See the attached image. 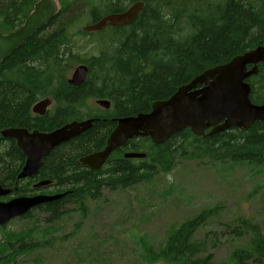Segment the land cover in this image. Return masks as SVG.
I'll use <instances>...</instances> for the list:
<instances>
[{
	"label": "trees",
	"instance_id": "16d2710c",
	"mask_svg": "<svg viewBox=\"0 0 264 264\" xmlns=\"http://www.w3.org/2000/svg\"><path fill=\"white\" fill-rule=\"evenodd\" d=\"M38 1L0 0V32L19 28ZM138 1L144 7L131 25L105 27L92 33L76 29L78 20L85 16L90 18L85 25L96 23ZM57 2L55 17L0 63V130L30 120L38 123V131L49 132L72 121L96 120L90 130L52 150L35 176L38 181H50L42 189L47 194L64 196L22 218L39 211L45 215V223H56L70 209L67 205L83 213L85 202L97 201L104 190L148 182L159 173H168L177 158L240 164L259 162L264 157V122H255L247 130L231 128L203 137L187 128L161 145L153 144L149 138H133L98 170L91 171L77 163L79 157L105 143L112 129L110 117L148 113L153 102L168 99L205 70L264 46V0ZM77 5L86 7L84 14L76 13ZM80 64L87 66L86 80L79 86H70L68 79ZM246 82L250 85L251 103H264V61ZM43 99L51 101L52 109L45 117L30 119L31 106ZM98 99L109 101L110 109L104 111L91 103ZM2 141L0 138V183L8 184V189L15 185V193L23 195L22 188L30 183L17 180L18 153ZM124 151L143 153L145 158L124 159ZM214 212L204 211L181 223L159 250H147L150 262L213 264L206 242L195 235ZM235 223L230 233L235 238H249L247 248L232 252L231 262L264 264L263 229L245 218ZM0 229V264H13L18 257L54 247L51 239L32 242L22 234Z\"/></svg>",
	"mask_w": 264,
	"mask_h": 264
},
{
	"label": "rangeland",
	"instance_id": "374dc122",
	"mask_svg": "<svg viewBox=\"0 0 264 264\" xmlns=\"http://www.w3.org/2000/svg\"><path fill=\"white\" fill-rule=\"evenodd\" d=\"M83 6H75L76 13L84 14ZM89 21L88 16L78 20L76 29ZM67 206L70 209L56 223H45V215L34 211L2 226L32 242L54 243L53 248L18 257L13 264H168L151 263L147 250H159L181 223L212 210L195 238L206 242L213 264H233L232 252L247 248L249 238L230 233L235 221L249 219L264 231V157L240 164L177 158L168 173L148 182L104 190L97 201L85 202L83 213Z\"/></svg>",
	"mask_w": 264,
	"mask_h": 264
},
{
	"label": "water",
	"instance_id": "95a60500",
	"mask_svg": "<svg viewBox=\"0 0 264 264\" xmlns=\"http://www.w3.org/2000/svg\"><path fill=\"white\" fill-rule=\"evenodd\" d=\"M144 3L138 1L121 13L109 14L96 23L84 25V33L100 31L105 27L131 25L143 10ZM55 0H40L28 15L22 26L6 35L0 32V63L17 50L24 42L44 28L57 14ZM264 61V46L232 58L229 62L205 70L188 84L177 89L166 100L155 101L148 113H139L115 119L116 126L108 136L105 147L98 152L85 155L79 161L92 170H98L109 156L133 138H149L153 144L161 145L172 135L190 129L198 137L239 128L243 130L255 122H264V103L255 105L249 99L250 85L246 80L257 73V65ZM251 66V69L248 67ZM88 73L87 66L75 67L68 79L70 86L84 83ZM49 99L35 103L31 112L44 116L50 106ZM94 104L109 109L110 102L96 100ZM93 124V119L72 121L50 132L25 129H9L2 132L4 137L16 141L17 147L25 157L24 165L17 180L32 178L38 174L42 160L59 145L79 136ZM210 129L208 133L206 130ZM124 159H142L143 153L126 152ZM50 181H39L33 188L48 185ZM14 189L0 187V196L10 194ZM64 194L20 196L0 203V227L9 221L22 218L32 209L61 199Z\"/></svg>",
	"mask_w": 264,
	"mask_h": 264
},
{
	"label": "flooded vegetation",
	"instance_id": "af4514ba",
	"mask_svg": "<svg viewBox=\"0 0 264 264\" xmlns=\"http://www.w3.org/2000/svg\"><path fill=\"white\" fill-rule=\"evenodd\" d=\"M2 33V32H1ZM10 33V32H9ZM3 35H6V34H8V33H2ZM94 104V103H93ZM110 107H111V105H110ZM110 107H109V109H110ZM102 109V108H101ZM109 109H107V110H105V109H103L104 111H108ZM48 108H47V111H46V114L44 115V116H38L37 114H34L33 112H31L32 114V116L30 117V119H32V120H35V118H37V116L38 117H45V116H47V114H48ZM93 119V118H92ZM115 119H118V118H112V117H110L109 118V121H110V123L112 124V129H111V131H110V133L112 132V130L114 129V127L116 126V123H117V121L115 120ZM95 120L96 119H93V123L95 122ZM37 124L38 123H31V121L29 120V122L28 123H23V124H19V125H17V126H9V127H5V128H3V129H1L0 130V138H1V140H3L2 142L3 143H8L10 146H12L16 151H17V153H18V160H19V162H18V164H19V166H20V171H21V169H22V167H23V165H24V162H25V157H24V155H23V153L21 152V150L17 147V143H16V141L14 140V139H12V138H8V137H4L3 135H2V132H4V131H6V130H9V129H25L28 133H32L33 131H38V128H37ZM67 124V123H66ZM65 125V124H64ZM93 125V124H92ZM63 126V125H62ZM61 127V126H60ZM57 128H59V127H57ZM92 128V126L88 129V130H90ZM88 130H86V131H88ZM85 131V132H86ZM210 131V129H208V130H206L205 131V133H208ZM40 132V131H39ZM50 132V131H49ZM85 132H83V133H85ZM110 133H109V135H110ZM81 135V134H80ZM79 135V136H80ZM108 135V136H109ZM206 136V135H205ZM78 137V136H77ZM140 138V137H139ZM74 139V138H73ZM72 140V139H71ZM106 140H107V138H106ZM106 140H105V143L101 146H99L98 147V150H96V149H94L93 151H91L90 153H88V154H91V153H94V152H98V151H101L104 147H105V145H106ZM131 140V139H130ZM70 141V140H69ZM68 141V142H69ZM129 140H127L126 141V143L128 142ZM65 143H67V142H65ZM65 143H63V144H65ZM126 143L122 146V147H120V148H118L117 150H119V151H122L125 147V145H126ZM63 144H61V145H63ZM61 145H59V146H61ZM58 146V147H59ZM57 148V147H56ZM55 149V148H54ZM53 149V150H54ZM126 151H124V153H125ZM114 153V152H113ZM112 153V154H113ZM124 153H122V156L124 155ZM88 154H85V155H88ZM111 154V155H112ZM85 155H83V156H85ZM110 155V156H111ZM83 156H81V157H83ZM110 156H109V158H110ZM81 157H79V159L81 158ZM108 158V159H109ZM124 158V157H123ZM79 159H78V161H77V163H78V165H80V166H83V167H86L87 169H89V170H91L92 171V169H90L88 166H85V165H83L80 161H79ZM107 159V160H108ZM106 163V162H105ZM103 166V165H102ZM101 166V167H102ZM100 167V168H101ZM99 168V169H100ZM19 171V172H20ZM37 175V174H36ZM35 175V176H36ZM35 176H33L32 178H27V179H24V180H26V181H28L30 184L29 185H27V184H25L26 185V187H23L22 188V191H24V193L25 194H23V195H18V194H16L15 193V191H16V188H15V185H13V186H11V187H9V188H12V189H14L10 194H8V195H5V196H0V203H4V202H7V201H9V200H11V199H13V198H17V197H20V196H27V197H30V196H35V195H50V194H47L46 193V191H44V190H42V189H44L45 187H47V186H49L50 185V183L48 184V185H45V186H42V187H39V188H33V185L35 184V183H37V182H39L38 180H36L35 179ZM46 181V180H45ZM10 183V182H9ZM8 184H1L0 183V187L1 188H4V189H8ZM53 195V194H52ZM41 206V205H40ZM39 207V206H38ZM37 208V207H36ZM36 208H34V209H36ZM34 209H32V210H34ZM31 210V211H32Z\"/></svg>",
	"mask_w": 264,
	"mask_h": 264
},
{
	"label": "bare ground",
	"instance_id": "6f19581e",
	"mask_svg": "<svg viewBox=\"0 0 264 264\" xmlns=\"http://www.w3.org/2000/svg\"><path fill=\"white\" fill-rule=\"evenodd\" d=\"M131 5H132V4H131ZM131 5H127V8L130 7ZM81 25H82V24H81ZM21 26H22V25H21ZM21 26H20V27H21ZM79 26H80V25H79ZM20 27H19V28H20ZM82 27H83V26H82ZM82 27H81V29H82ZM19 28H17V29H19ZM17 29H15V30H17ZM81 29H80V30H81ZM55 129H56V128H55ZM53 130H54V129H53ZM50 131H52V130H50ZM19 167H20V166H19ZM19 171H20V170H19ZM20 172H21V171H20ZM20 172H19V173H20ZM19 173H18V175H19ZM18 175H17V176H18ZM22 180H24V179H22Z\"/></svg>",
	"mask_w": 264,
	"mask_h": 264
}]
</instances>
